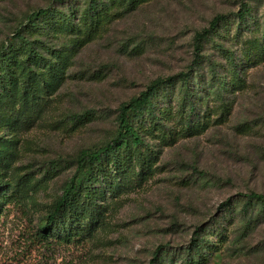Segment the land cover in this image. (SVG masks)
<instances>
[{
	"label": "rangeland",
	"instance_id": "1",
	"mask_svg": "<svg viewBox=\"0 0 264 264\" xmlns=\"http://www.w3.org/2000/svg\"><path fill=\"white\" fill-rule=\"evenodd\" d=\"M51 2L0 0V48L27 15ZM249 3L256 17L264 13V0ZM241 4L141 0L123 17L101 20L90 39L83 24L51 34L52 26L42 23L28 32L36 44L49 41L62 51L63 82L19 121L0 120L1 157H6L0 181L20 183L25 204L2 210L0 264H150L160 245L159 264H264V205L247 203L242 195L264 194V24L249 21L236 37L233 15ZM218 14L233 15L199 52L197 68L206 80L193 95L204 97L197 103L204 124L186 130L177 112L181 91L171 90L173 108L164 115L165 126L146 116L139 121L147 136L143 148L152 153L146 155L144 177L134 175L100 200L104 216L85 238L39 241L34 226L73 174L77 154L114 136L123 102L155 79L194 66V35ZM206 58L220 80L213 82ZM196 229L199 247H193Z\"/></svg>",
	"mask_w": 264,
	"mask_h": 264
},
{
	"label": "trees",
	"instance_id": "2",
	"mask_svg": "<svg viewBox=\"0 0 264 264\" xmlns=\"http://www.w3.org/2000/svg\"><path fill=\"white\" fill-rule=\"evenodd\" d=\"M140 1L52 0L50 4L34 9L0 48V120L19 121L25 110L40 106L43 96L63 82L62 51L51 46L49 41L36 44L28 32L42 28V23L52 26L51 34L55 33L56 28L69 32L83 24L85 35L90 39L97 33L101 20L107 18L112 22L115 18L123 17L135 10ZM232 15L218 14L210 21L208 27L196 31L193 38L196 50L194 66L178 75L155 79L144 91L123 102L118 108L114 136L100 146L85 148L77 154L73 174L64 182L49 211L39 218L38 224L34 226L39 241L50 243L61 240L70 243L85 238V232L93 230L104 216L105 208L100 200L120 186H126L134 175L141 179L144 177L146 159L152 153L143 148L147 136L139 126V121L144 120L146 116L163 122L164 115L171 113L173 108L171 90L179 88L181 91L177 112L186 130L190 131L204 124V121H201V108L197 105L204 97L195 99L193 95L194 90L206 80L204 73L197 68L203 56L199 52L206 41L214 42L213 37L219 34ZM233 16L238 18L236 37L241 36L242 26L249 21L257 26L264 24L263 20L260 21V18H264V13L262 17H256L249 0H242L240 10ZM215 45L219 46L216 42ZM261 45L262 43L258 42V46ZM229 56H232V53ZM206 59L209 60L211 69L208 74H211L213 82L220 80L216 65H211L210 58ZM233 64L234 70L238 65L234 61ZM195 76L198 79L196 87L192 84ZM45 105L46 103L41 105L42 110ZM89 115L91 112L83 117L78 115L77 118L83 119ZM163 125L165 126V123ZM3 153L5 150L0 146V161L6 158L1 157ZM138 164L141 169L135 171L134 168ZM116 181L118 184L115 185ZM20 186V183L12 187L0 181V218L8 204L25 206L19 193ZM8 189H12L11 193H7ZM242 195L247 199V203L257 202L264 205L262 193L251 191ZM225 204L230 206L231 202L227 201ZM9 213L10 209L7 208L4 217L7 218ZM199 235V230H194L196 238H193V247H199ZM163 248L162 245L157 247L150 264H159Z\"/></svg>",
	"mask_w": 264,
	"mask_h": 264
}]
</instances>
